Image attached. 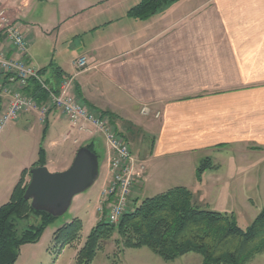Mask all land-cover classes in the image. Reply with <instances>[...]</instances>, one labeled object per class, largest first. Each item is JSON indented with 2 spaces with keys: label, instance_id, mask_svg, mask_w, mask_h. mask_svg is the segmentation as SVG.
Returning <instances> with one entry per match:
<instances>
[{
  "label": "crops",
  "instance_id": "obj_1",
  "mask_svg": "<svg viewBox=\"0 0 264 264\" xmlns=\"http://www.w3.org/2000/svg\"><path fill=\"white\" fill-rule=\"evenodd\" d=\"M139 2L0 0V8L9 9L27 36L32 63L48 67L49 83L72 80L83 102L114 117L143 165L132 208L142 195L171 183V188H192L201 202L208 198L201 192L214 190L222 207L216 211L251 224L264 207V0H179L147 19L129 16ZM67 52L69 59L63 55ZM84 57L88 66L80 70L76 63ZM146 106L150 112L144 114ZM20 122L24 132L41 136L28 162L13 149L0 150V206L10 199L23 171L39 160L46 125L43 146L52 172L70 167L77 139L86 136L72 130L58 109L48 113L45 123L33 111L11 125ZM96 141L91 140L94 147ZM102 144L106 158L92 191L99 193L95 202L86 201L82 238L62 249L54 264L64 263L67 248L75 263L90 232L84 233L86 223L92 229L101 218V192L112 179L107 145ZM206 157L218 168L207 169L198 181L197 166ZM144 248L125 249L119 262L108 258L102 264H203V257L190 256L195 252L169 262L144 258L139 253ZM253 260L264 264V252Z\"/></svg>",
  "mask_w": 264,
  "mask_h": 264
},
{
  "label": "trees",
  "instance_id": "obj_2",
  "mask_svg": "<svg viewBox=\"0 0 264 264\" xmlns=\"http://www.w3.org/2000/svg\"><path fill=\"white\" fill-rule=\"evenodd\" d=\"M177 1L140 0L130 8L128 15L147 19ZM54 69L60 72L58 68ZM48 70V67L41 69L45 74ZM34 87L39 100L47 98L39 85ZM55 87L58 91V85ZM110 117L114 121V117ZM47 130L48 125L44 128L39 147V160L32 167L47 164L43 146ZM85 146L96 152L93 142ZM217 168L211 157L204 158L197 166L198 181L202 180L207 169ZM30 169L23 171L10 199L0 206V264H17L21 248L39 242L55 218L48 212L36 211L31 201L25 199L29 183L26 175ZM33 217L39 220L33 222ZM83 227L80 218L62 225L54 233L56 246L62 250L80 241ZM115 234L118 235L115 242L119 247L114 254L116 256L125 249L147 247L168 262L195 252L203 257V264H247L264 252V207L252 223L243 228L234 214L201 207L191 189L176 186L143 199L125 213L118 225L101 218L79 249L76 263L92 264L98 252L104 250L105 243L112 240Z\"/></svg>",
  "mask_w": 264,
  "mask_h": 264
},
{
  "label": "built area",
  "instance_id": "obj_3",
  "mask_svg": "<svg viewBox=\"0 0 264 264\" xmlns=\"http://www.w3.org/2000/svg\"><path fill=\"white\" fill-rule=\"evenodd\" d=\"M76 64L80 70L88 66L85 57L80 58ZM36 84L46 92V99L39 100L38 93L34 91ZM58 88L57 91L41 68L32 63L27 36L9 9L1 7L0 132L8 123L17 121L25 113L37 111L40 120L45 123L48 113L58 109L68 119L72 130L89 137L103 135L112 179L101 192L103 199L99 214L101 218L117 225L125 213L132 210V194L143 175V165L139 167L130 143L110 115L83 102L72 80H62ZM142 112L147 114L150 109L146 106Z\"/></svg>",
  "mask_w": 264,
  "mask_h": 264
},
{
  "label": "rangeland",
  "instance_id": "obj_4",
  "mask_svg": "<svg viewBox=\"0 0 264 264\" xmlns=\"http://www.w3.org/2000/svg\"><path fill=\"white\" fill-rule=\"evenodd\" d=\"M4 7V6H3ZM1 9V8H0ZM36 12V11H35ZM60 44L57 45L56 47V51H57V55L60 54ZM65 47L68 48L67 45H65ZM67 59L70 58V52L64 53L63 54ZM14 122H10L6 125V127L4 128V132L1 134L0 136V150H6V148L8 149H13V151H16L17 153H21L23 156V159L25 162H28V160H30L32 158V156L35 153V148H36V143L37 140H39L40 136L39 134H34V133H26L23 131V127L21 125V122L19 124H17V127L12 126L11 124ZM8 135V136H6ZM87 137V138H86ZM95 138L89 137V136H85V137H79L77 139V142L75 143L76 145V150L75 153L77 151V149L81 146H85L86 144H89L91 142V140H95L98 137V141H96L95 143V151L98 153L99 158H100V163L102 162V164L105 161L106 158V152L104 150V146L102 144V142L106 145V141L103 135H99L96 134V136H94ZM6 142V145L3 143ZM5 145V147H4ZM20 154V155H21ZM138 163L141 162L140 158H138ZM104 172V169L102 171V174ZM102 177V176H101ZM98 181L95 184V186H92L93 188H89L91 190H86L85 192H83L81 194L80 197H77L70 209L62 216L59 217H55L47 226L45 232L42 235V239L40 241L39 244H26L21 248V253L19 256V260L17 262V264H54L55 260L57 259V257L60 254V249L58 248V246H56L55 242H54V233L56 230H58L62 225H64L65 223L71 222L72 220H74L76 217H79L81 220L86 218L87 213H85V206H86V201H90L92 200L93 202L96 201L97 195L99 193V190L97 191L96 194H94L92 191H95V189L98 187ZM192 184V183H191ZM169 188H171V183H166L164 187H161L160 189H155L154 191H151L152 194H154V192H159L161 193L168 190ZM192 189V188H191ZM210 190L211 192L209 194H206V191L201 192V195L204 193L205 195H207L206 198L207 201L206 202H201L200 199L197 200L199 203V205H201V207L204 208H208L211 210H222V207L216 202L215 198H217L218 196L216 195L217 193L214 192V190L212 189H207V191ZM196 192V190H195ZM91 193H93L91 195ZM151 194V193H150ZM144 194L142 195L141 201L144 198H147L149 196H152V194ZM200 194H195V196H199ZM84 201V202H81ZM230 205L227 206V203H225V207L224 208H230ZM231 210V209H229ZM101 219V218H100ZM35 220H39L33 217V222H35ZM88 220V219H86ZM85 220V222H86ZM251 221H249L248 219H241L239 220V225L242 226L243 228L246 227L247 225L250 224ZM86 227L84 229V233H88L90 231L91 228H89V221L86 223ZM118 225V224H117ZM118 235L115 234L114 238L108 242L105 243V248L104 250H101L98 252L96 258H95V263L94 264H102L103 261H105V259L110 258L113 263L119 262L120 260H122L123 258V253H121L119 256L114 255L116 252H118L119 247L117 246L116 242H115V238H117ZM82 238V236H81ZM86 238H84L85 240ZM73 250H71L70 248H67V250L64 252L63 256L61 257L64 261L63 264H66V262L68 261V264H77L76 262L72 263L70 259H72L73 257ZM141 253V255L144 258H154V259H160L159 256H157L156 254H154L150 249L148 248H144V250ZM136 254V253H135ZM135 254H132V256H134ZM131 254H128L126 257L128 259V257H130ZM190 256L192 257H200L202 258V256L200 254L197 253H191ZM138 259H136L137 261ZM248 264H255L254 260H252L251 262H249Z\"/></svg>",
  "mask_w": 264,
  "mask_h": 264
},
{
  "label": "water",
  "instance_id": "obj_5",
  "mask_svg": "<svg viewBox=\"0 0 264 264\" xmlns=\"http://www.w3.org/2000/svg\"><path fill=\"white\" fill-rule=\"evenodd\" d=\"M31 179L24 197L36 211L54 217L64 215L74 198L91 188L100 175L99 155L87 146L77 149L69 168L52 172L46 165L30 169Z\"/></svg>",
  "mask_w": 264,
  "mask_h": 264
}]
</instances>
